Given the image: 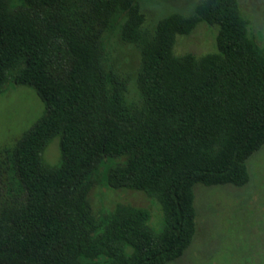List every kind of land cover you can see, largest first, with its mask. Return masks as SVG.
<instances>
[{"label":"trees","instance_id":"1","mask_svg":"<svg viewBox=\"0 0 264 264\" xmlns=\"http://www.w3.org/2000/svg\"><path fill=\"white\" fill-rule=\"evenodd\" d=\"M0 0V93L8 80L35 89L42 116L11 151L23 200L0 208V264H168L196 235L194 186L248 184V159L264 146V52L247 33L238 0H201L154 33L137 0ZM140 56V107L124 103L100 40L114 14ZM217 28L216 52H173L197 24ZM59 139V162L44 158ZM105 158L111 189L143 192L160 206L118 205L102 221L88 177ZM9 167L0 166V177Z\"/></svg>","mask_w":264,"mask_h":264},{"label":"rangeland","instance_id":"2","mask_svg":"<svg viewBox=\"0 0 264 264\" xmlns=\"http://www.w3.org/2000/svg\"><path fill=\"white\" fill-rule=\"evenodd\" d=\"M201 0H137L144 17L143 28L154 33L158 23L173 14L192 15ZM9 8L22 6L21 0H8ZM240 14L247 21V33L264 52V0H238ZM124 16L120 12L100 40L105 70L113 71L121 85L125 104L140 107L136 78L140 64L137 49L120 39ZM253 30L255 35H253ZM217 28L199 23L188 35L176 36L173 52L177 56L201 57L216 52ZM45 115V106L34 88L8 80L0 93V166L9 167L0 177V208L23 200L24 192L11 165L15 143ZM59 139L46 148L44 158L50 165L59 162ZM123 158H105L88 177L87 195L94 217L102 221L118 205L145 208L150 212L149 226L163 228L159 204L143 192L111 189L107 170L122 164ZM250 180L241 188L233 186H194L196 235L182 257L168 264H264V146L247 161Z\"/></svg>","mask_w":264,"mask_h":264},{"label":"clouds","instance_id":"3","mask_svg":"<svg viewBox=\"0 0 264 264\" xmlns=\"http://www.w3.org/2000/svg\"><path fill=\"white\" fill-rule=\"evenodd\" d=\"M253 35H255V31H254V30H253ZM260 36H261V37H264V32H261V33H260Z\"/></svg>","mask_w":264,"mask_h":264}]
</instances>
